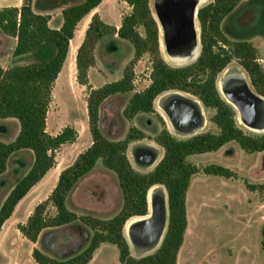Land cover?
<instances>
[{
	"label": "trees",
	"instance_id": "trees-1",
	"mask_svg": "<svg viewBox=\"0 0 264 264\" xmlns=\"http://www.w3.org/2000/svg\"><path fill=\"white\" fill-rule=\"evenodd\" d=\"M124 1L131 11L122 17L116 33L133 44L135 57L132 64L146 53L153 56L151 83L132 95L125 108V116L133 119L141 113H152L160 95L181 91L197 98L205 108L215 110L210 120L218 126L219 132L179 138L164 128L153 139L163 147V157L151 172L137 171L129 160L128 148L131 142L145 138L144 133L132 128L125 139L112 140L100 125L102 103L114 94L134 90V71L129 67L119 80L99 88L90 86L88 70L94 60L92 48L104 36V29L108 26L98 13H94L76 57L77 80L90 89L88 115L92 144L78 155L73 164L62 170L51 194L35 207L26 223L19 224L18 229L28 240L36 243L44 229L76 221L77 214L67 205L68 195L99 161L117 174L125 204L120 213L109 219L82 217L94 230L85 250L62 260L34 248L32 256L37 264H89L102 243L118 247L121 264H177L188 226V190L193 176L201 171L189 158L217 152L233 141L247 153L264 151V134L245 130L237 119V110L225 100L218 88L219 75L229 68L235 52L252 88L264 96V68L258 63L257 50L248 42H239L236 48L230 49L228 46L231 43L220 29L224 17L234 10L240 0H213L200 8L201 51L194 62L183 66L173 65L162 57L160 29L150 0ZM102 2L83 0L68 4L65 1L68 6L63 9V22L59 28L50 26V14L34 10L33 0H23L19 7L0 9V30L17 38L13 55L30 56L32 59L27 64L7 69L0 63V118H16L21 125L14 141H0V175L6 172L13 153L29 149L34 154L32 166L0 207V233L17 205L54 167L56 152L77 139L78 133L71 126L55 135L50 134L47 131V116L53 100V88L67 61L77 26ZM141 28L144 35L140 32ZM203 171L207 175L225 178L236 176L233 170L217 164L206 166ZM158 185L164 186L168 195V228L154 253L137 258L126 239L125 227L130 219L149 214L148 193ZM247 186L250 190L264 187L263 184L249 183ZM49 204L56 209L54 215L47 213ZM262 236L264 238V226ZM262 245L264 247V240Z\"/></svg>",
	"mask_w": 264,
	"mask_h": 264
},
{
	"label": "rangeland",
	"instance_id": "rangeland-1",
	"mask_svg": "<svg viewBox=\"0 0 264 264\" xmlns=\"http://www.w3.org/2000/svg\"><path fill=\"white\" fill-rule=\"evenodd\" d=\"M34 1V10L50 14L54 17L51 26H57L63 18V9L68 4H77L83 0H33V3ZM212 1L209 0L206 4ZM107 2L114 4L111 8H102L104 21L109 25L104 29V36L92 48L94 60L88 70L89 83L91 87L99 88L121 79L127 68L133 69L134 90L114 94L102 103L100 125L105 135L112 140L125 139L132 128L143 132L145 138L130 143L128 156L137 171L148 173L164 155L163 147L153 140L162 129L167 128L179 138H188L203 132L217 133L218 126L210 120L215 110L205 108L191 95L200 102L201 108H197L201 112L198 114L195 110H190L186 113L187 117L183 114L181 119L189 126L200 120V125L187 132L180 131L172 126L159 107V99L166 97L164 93L156 99L154 112L141 113L133 119L127 118L124 111L132 95L144 90L151 83L153 56L146 53L132 64L135 57L133 44L116 33V25L120 22L119 14L123 17L131 8L124 0ZM150 5L155 13V0H150ZM94 13H100V8ZM94 13L84 17L77 26L67 61L55 82L53 100L47 116V131L50 134L55 135L71 126L78 133L77 139L63 145L56 152L54 167L17 205L11 218L4 224L0 233V264H36L32 256L34 248L57 259L72 258L87 248L94 233L93 228L82 217L109 219L120 213L124 207V194L117 174L99 161L68 195L67 205L77 214L76 221L44 229L36 243L28 240L18 229L19 224L26 223L35 207L51 194L62 170L73 164L78 155L92 144L88 115L90 89L77 80L76 57ZM220 29L230 41V49L236 48L239 42L252 44L257 50L258 63L264 68V0H240L234 10L224 17ZM140 32L145 34L142 28ZM16 42L17 39L0 30V59L7 68L27 64L32 60L30 56L13 55ZM160 50L164 58L161 45ZM233 53V60L228 67L240 68L248 79L238 54ZM20 128L18 119L0 118V141H14ZM189 159L201 171L193 176L187 194L190 225L180 264H264V187L250 190L247 186L248 183L264 185V151L247 153L233 141L217 152L193 155ZM33 160L34 154L29 149L19 150L12 155L8 169L0 176V207L17 182L28 172ZM216 164L233 170L236 176L225 178L204 173L206 166ZM158 187L160 191L167 193L164 186ZM47 213H56L52 204L48 205ZM130 247L137 258L150 255L158 249ZM89 264H121L120 251L115 244L102 243Z\"/></svg>",
	"mask_w": 264,
	"mask_h": 264
},
{
	"label": "bare ground",
	"instance_id": "bare-ground-1",
	"mask_svg": "<svg viewBox=\"0 0 264 264\" xmlns=\"http://www.w3.org/2000/svg\"><path fill=\"white\" fill-rule=\"evenodd\" d=\"M161 1L162 0H155L154 14L158 20L160 28V42L165 59L173 65H182L195 60L199 56L201 51V31L199 27L198 13L199 9L203 7L209 0H192L195 1L192 26L193 34L187 35L172 43L166 42L167 30L165 28L163 19L160 16ZM241 72L242 70L240 68L232 67L226 69L223 73H221L218 79V86L223 97L229 100L234 105V107L239 110L242 119L245 120V118H247L249 120L255 121V123L258 122L259 124H257V130L260 132H264V97L254 91L250 85L249 94L240 96L241 101L249 109V115H245L239 105L230 98L223 86V78L230 77V79L232 80L230 82V85L234 89H237L236 87L239 83V80H241L238 76ZM176 95H179L182 99H177ZM165 96V98L159 99V107H161V109L164 111L167 119L173 127L177 128L180 131L187 132L190 129L200 125V120H196L192 126L186 125L185 123H183V121L177 120L173 115L175 114L182 116L183 114L186 115V113L188 112H185L186 107L182 100L188 101L189 103L198 106V108H201L200 102L197 99H195L191 95L189 96L186 93L175 91L172 93L168 92L165 94ZM158 189L159 187L155 186L150 191L149 214L145 216L134 217L130 219L126 224L125 233L131 243V246L143 249H155L159 247L163 241L168 228L169 207L166 192L160 191L161 189ZM157 214H159L160 217H164V223L161 232H159L158 230H151L149 227V225L153 222L155 215Z\"/></svg>",
	"mask_w": 264,
	"mask_h": 264
},
{
	"label": "water",
	"instance_id": "water-1",
	"mask_svg": "<svg viewBox=\"0 0 264 264\" xmlns=\"http://www.w3.org/2000/svg\"><path fill=\"white\" fill-rule=\"evenodd\" d=\"M195 7V1L192 0H162L160 2V16L163 19L165 28L167 30V36H166V42L167 43H172L177 41L180 38H183L187 35L193 34L192 31V26H193V10ZM156 18V16H155ZM199 19V18H198ZM157 20V18H156ZM158 22V20H157ZM159 26V24H158ZM160 29V28H159ZM223 73V72H222ZM241 75V76H240ZM239 83L237 85V89H234L231 85L230 82L232 81L230 77H224L223 78V86L225 88V91L227 94L230 96V98L239 105L241 110L245 115H249V109L245 104L241 101L240 96L241 95H248L249 94V88H250V83L245 75L244 72H241L239 74ZM219 88V86H218ZM220 90V88H219ZM175 92H180V91H175ZM221 92V91H220ZM222 94V93H221ZM260 95V94H259ZM262 96V95H261ZM177 99H182L179 95H176ZM264 97V96H263ZM225 100L230 103L232 106H234L229 100L225 98ZM184 103L186 111L190 110H195L196 113L199 114L201 110H198V106L189 103L188 101L182 100ZM236 109V108H235ZM177 120L182 121L180 115H175L173 114ZM263 118H264V112H263ZM153 186L152 188H154ZM151 188V189H152ZM150 189V191H151ZM148 193V207L150 205V200H149V194ZM167 194V193H166ZM168 197V195H167ZM163 223H164V217H160L159 214L155 215V218L153 222L149 225L151 230H158L161 232L163 228ZM126 239L131 246V243L126 236Z\"/></svg>",
	"mask_w": 264,
	"mask_h": 264
},
{
	"label": "crops",
	"instance_id": "crops-1",
	"mask_svg": "<svg viewBox=\"0 0 264 264\" xmlns=\"http://www.w3.org/2000/svg\"><path fill=\"white\" fill-rule=\"evenodd\" d=\"M22 3H23V0H0V9H2V8H4V7H7V6H21L22 5ZM114 3L113 2H107V0H103V2L92 12V13H90L89 15H91V14H93L96 10H98L99 8H100V13H98V14H100V17L102 18V20L104 21V12H103V9L102 8H111L112 7V5H113ZM35 6H36V1H34V3H33V7H34V9H35ZM41 13H46V12H41ZM119 13V12H118ZM89 15H87V16H89ZM54 17H51V20H50V22H49V24H50V26H51V23H52V19H53ZM119 23L116 25V27H117V29L120 27V24H121V21H122V17H121V15L119 14ZM62 22H63V18L61 19V21L59 22V24L57 25V26H51V27H53V28H59L61 25H62ZM105 22V21H104ZM106 23V22H105ZM106 24H108V23H106ZM109 25V24H108ZM15 39H17L16 37H14ZM16 44H17V42H16ZM0 63H1V65L5 68V69H7V67H5L4 65H3V61L0 59ZM4 142V141H3ZM6 143H9V142H6ZM16 153V152H15ZM15 153H13L12 155H14ZM12 155L10 156V158L12 157ZM10 158H9V160H8V166H9V161H10ZM8 166H7V169H8ZM4 174V173H3ZM1 176V175H0ZM188 208V207H187ZM188 210V209H187ZM189 225H190V220H189V217H188V226H187V229H186V233H185V239H184V243H183V246H184V244H185V241H186V238H187V236H188V228H189ZM183 246L181 247V249H180V251H179V254H178V261H177V264H180V262H181V257H182V249H183ZM37 264V263H36Z\"/></svg>",
	"mask_w": 264,
	"mask_h": 264
},
{
	"label": "flooded vegetation",
	"instance_id": "flooded-vegetation-1",
	"mask_svg": "<svg viewBox=\"0 0 264 264\" xmlns=\"http://www.w3.org/2000/svg\"><path fill=\"white\" fill-rule=\"evenodd\" d=\"M199 10H200V9H199ZM198 20H199V19H198ZM199 27H200V23H199ZM200 31H201V28H200ZM196 59H197V58H196ZM235 108H236V107H235ZM236 110H237V114H238L237 119H238L240 125H242V126L245 127L246 129L251 130V131H253V132H255V133L264 134V132H260V131L257 130V129H258V128H257V124H259L258 122L255 123V121L249 120V119H247V118H245V120H243L242 117H241V113L239 112V110H238L237 108H236Z\"/></svg>",
	"mask_w": 264,
	"mask_h": 264
}]
</instances>
